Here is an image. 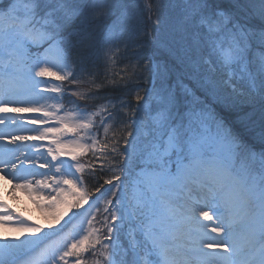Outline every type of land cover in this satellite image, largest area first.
<instances>
[{
    "label": "snow or ice",
    "instance_id": "obj_1",
    "mask_svg": "<svg viewBox=\"0 0 264 264\" xmlns=\"http://www.w3.org/2000/svg\"><path fill=\"white\" fill-rule=\"evenodd\" d=\"M155 4L153 32L176 12L194 81L183 95L166 62L148 88V65H125L120 97L67 87L80 83L73 49L114 65L121 44H147L139 0H0V174L43 194L51 218L46 229L0 198V225L20 233L0 237V264H264V0ZM242 106L257 116L247 136L221 115Z\"/></svg>",
    "mask_w": 264,
    "mask_h": 264
},
{
    "label": "trees",
    "instance_id": "obj_2",
    "mask_svg": "<svg viewBox=\"0 0 264 264\" xmlns=\"http://www.w3.org/2000/svg\"><path fill=\"white\" fill-rule=\"evenodd\" d=\"M148 2L152 4V2L150 0H148ZM142 5H143V3H142ZM141 8H142V6H141ZM147 16H148L147 11L145 10V16H144L145 22L141 23L140 27L141 28H147V30L149 32H152V36H155V38H156L155 43L152 42V36H149L147 38V44L145 46L137 48L135 46V43H132L128 47V50H127L128 52L125 51L124 45L121 44L120 49L125 52L124 54H122L123 57L125 56L126 52H127V54L132 53V50H136L135 51L136 55L127 56L123 59L119 58L117 61V64L119 66L125 67V65H129V69L131 66L130 65L131 62L136 64L137 61H139L140 65H145V64L148 65L147 68L141 67V68L137 69L138 73L143 76V80L138 81V82L142 83L145 88H148L150 86V84L148 82V78L151 74L150 69H154L157 64H163L165 62L167 63V61H166L167 53L165 52V49H163V48H166L167 51H169L173 54V52L169 49V47L172 48L168 44L169 40L164 36L161 28L159 27L158 32H153L152 30H153L154 26L150 25V22L148 21ZM173 29H172L171 37L173 36ZM98 31H99V29H97V32ZM173 43L175 45L176 55L182 53V58L185 59L184 51L181 52L179 49V47H181V45L178 46L179 43H177V44L175 42H173ZM101 50L102 49H100V50H84V49H81L79 47H77L76 49H73L72 60H73L74 66H75L77 76L80 78V83L76 84V85L67 84V87L72 89V90L79 89V90L84 91V92H88L91 89L93 92H96L97 95L100 97L116 98V97L123 96L125 94V91L119 87V84L122 83L120 81V75H126V73H123V72L113 73L112 67L103 66L102 60L100 58ZM148 57H151V61H149L147 59ZM180 59H176V60H178L177 64H179V67L183 71V73L184 74L186 73L188 75H185V76L182 75V77H178V78H180V80H182L183 82L188 83L189 84L188 86H190L192 88V85L194 83V81L192 80V73L190 70L186 69V67L184 66V63H182L183 60H180ZM109 74H110V76H109ZM176 76H177V71H175L173 69V71L170 74V78L176 79ZM109 81H116V85L114 86V85L110 84ZM97 84L102 85V87H100L98 90L95 87V85H97ZM176 86H177V88H180L178 85H176ZM175 90L178 93H180L181 95H183L180 90H178V89H175ZM126 98L129 99L132 103H135V101H134V99H132L131 95H128ZM99 102H102V100L101 101H88L87 103H88L89 107H92L94 104L99 103ZM79 103L84 104L85 101H80ZM247 112H248L247 108L242 109V107H240L238 109H233V110L222 112V113L225 114L226 117L229 119V121L233 124L232 126L235 130H237L241 133H244L247 136L246 130H243L244 125L242 126L243 119L240 120V118L245 116V114ZM99 182L103 183V179H99Z\"/></svg>",
    "mask_w": 264,
    "mask_h": 264
},
{
    "label": "bare ground",
    "instance_id": "obj_3",
    "mask_svg": "<svg viewBox=\"0 0 264 264\" xmlns=\"http://www.w3.org/2000/svg\"><path fill=\"white\" fill-rule=\"evenodd\" d=\"M142 1L144 2V0H142ZM143 11H144V16H145V10H142V12ZM147 15H148V13H147ZM155 18H156V15L153 14L152 19L154 20ZM142 21L145 22V17H143ZM148 21L150 22V25L153 26L152 22L150 20H148ZM163 49H165V52L167 53L166 61H167L168 65L171 66L175 71H177L176 77H182V75H184V76L188 75L186 73L184 74L183 71L180 69L179 64H177L178 60H176V59L182 58V53L176 55V54H172L171 52L167 51L166 48H163ZM133 64H135V63H132V62L130 63V65H133ZM123 68H124V66H119L116 63V65H114L112 71H113V73H120V72H123L122 71ZM130 68H131V66H130ZM109 76H110V74H109ZM20 115H23L25 117V121H27L28 119L34 117L35 115H39V114L38 113H22ZM27 135H32V134L28 133ZM27 143H37V142L36 141H28ZM41 143L47 144L48 141L46 140V141H43ZM62 158L63 159H70V157H68V156H65ZM41 171H43V169H41ZM0 175H2L4 178H6V181H3L0 179V198L2 195V198H4V199L6 198L11 207L13 206L14 208H16L18 210H22V211L30 214L37 221H40L41 223L48 225L50 223V220H51L50 216L48 215L49 210H45V209L42 210V208L37 204V202L35 200H34V204L27 202V198L31 197V199H33L34 196H37V194L34 192H32L30 194L29 192L23 190L22 189L23 187H15L14 188L13 185L19 184L20 181H15V180L11 179L10 177L5 176L3 174H0ZM41 195H43V194H41ZM46 203H47V200L44 201V204H46ZM205 223L209 224V230H210L211 227L213 226L212 223L208 222V221H205ZM19 234L20 233L17 231L15 233V236H17ZM24 235H28V233H24ZM212 235H215V233H213ZM0 237H5L2 225H0ZM20 238L23 239L24 236H21Z\"/></svg>",
    "mask_w": 264,
    "mask_h": 264
},
{
    "label": "rangeland",
    "instance_id": "obj_4",
    "mask_svg": "<svg viewBox=\"0 0 264 264\" xmlns=\"http://www.w3.org/2000/svg\"><path fill=\"white\" fill-rule=\"evenodd\" d=\"M142 0H139V5H141L142 6V8H141V6L139 7V9H138V12H139V20L141 21V23H144L142 20H143V17H144V11L142 12V10H145L144 9V7H143V5H142V3H143V1L141 2ZM151 2H152V6H153V14L154 15H157L158 13L156 12V4H155V0H150ZM175 15H176V12H175V10L174 9H172V8H169V9H167V10H165V13H164V18H163V23L159 26L160 28H161V30H162V33L164 34V36L169 40V42H168V44L172 47V48H170L169 46V49L173 52V54H176V51H175V45H174V43L172 42V37H171V34H172V29L174 28V24H175ZM167 44V45H168ZM177 44V43H176ZM178 46H180V44L178 45ZM179 49H180V51L182 52L183 51V49L181 48V47H179ZM32 51L33 52H35V49H32ZM41 51H42V49H41ZM136 50H132V53H129V54H127V52H126V54H125V56L123 57V55L122 54H124L125 52L124 51H122L121 50V56H120V58L121 59H123V58H125V57H127V56H133V55H136V52H135ZM179 52V51H178ZM100 58H101V60H102V64H103V66H105V67H107V66H109V67H114V65H116V63L113 65V64H110L109 62H107L106 61V59L104 58V55H103V49L101 50V55H100ZM119 59V58H118ZM118 59H117V61H118ZM180 60H185L184 58H181ZM177 80V81H176ZM169 83H171V85H172V87L173 88H175V89H178V90H180L181 92H182V94H184L183 93V89H184V87H188V88H191L190 86H188L189 84L188 83H186V82H183L182 80H180V78H178V77H176V79H169ZM176 85H178L180 88H177V86ZM73 99H75V97H73ZM189 99H191V97H189ZM80 102V101H79ZM65 103H67V101H65ZM245 108H247V110H248V112L245 114V116H243V117H241L240 118V120H242L243 119V123H242V126L244 125V129L243 130H245V126L246 125H248L249 123H250V120L251 119H256L257 118V116H253L251 113H252V110L250 109V108H248L247 106H242V109H245ZM221 115H224V116H226L225 114H223V113H221ZM226 119H227V122L232 126L233 124L229 121V119L226 117ZM233 127V126H232ZM23 134H28V133H23ZM257 147H259V145H257ZM90 158V154H89V157H85L84 158V162H87V160ZM97 168H99V166H100V164H99V162H97ZM98 177H99V179H103L104 177H105V173H98ZM0 179L1 180H3V181H6V178H4L2 175H0ZM20 183H22L21 181H20ZM23 190H25L24 188H22ZM26 191V190H25ZM18 192V191H17ZM27 192H29V191H27ZM35 193V192H34ZM1 198H2V195H1ZM5 201H8L6 198L4 199ZM34 200L35 201H41V203H44V201H46L45 199L44 200H41V195H37V196H34V198L33 199H31V197L30 198H27V202H29V203H32V204H34ZM36 209V208H35ZM48 210V209H46V208H42V210ZM35 211V210H34ZM17 212H18V214H20L21 216H23V217H26L27 218V220L29 221V222H34V223H36V224H38V225H44L45 226V228L47 229V225L46 224H44V223H41L40 221H37L36 219H34L30 214H28V213H26V212H24V211H22V210H18L17 209ZM2 227H3V231H4V236L6 237V238H8V239H12V238H14L15 237V233L17 232V230H15V229H13V228H11V227H7V226H3L2 225ZM56 238L55 237H53V240H55ZM121 239H122V242H124L125 244H127V241L125 240V238L122 236L121 237Z\"/></svg>",
    "mask_w": 264,
    "mask_h": 264
}]
</instances>
